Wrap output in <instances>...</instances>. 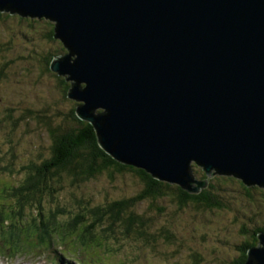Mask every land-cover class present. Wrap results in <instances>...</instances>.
Returning <instances> with one entry per match:
<instances>
[{"label": "water", "instance_id": "95a60500", "mask_svg": "<svg viewBox=\"0 0 264 264\" xmlns=\"http://www.w3.org/2000/svg\"><path fill=\"white\" fill-rule=\"evenodd\" d=\"M55 23L51 69L122 163L197 192L264 187V0H0ZM240 264H264V231Z\"/></svg>", "mask_w": 264, "mask_h": 264}, {"label": "trees", "instance_id": "16d2710c", "mask_svg": "<svg viewBox=\"0 0 264 264\" xmlns=\"http://www.w3.org/2000/svg\"><path fill=\"white\" fill-rule=\"evenodd\" d=\"M11 19L17 20L14 25L9 23ZM4 21L8 23L7 29L0 34V85L5 79L12 80L15 89L20 83L18 62L21 58H29L32 65L24 70L31 78L42 81L47 74H55L49 66L60 53L49 51L47 56L34 50L22 53L23 56L19 55L17 47L18 33H23L17 23L36 39L57 42L64 47L55 36V23L45 17L24 16L7 8L0 9V23ZM41 23L47 27H38ZM55 75L59 83L56 110L52 111L49 103L47 107L32 104L19 107L21 118L27 122L25 130L36 133L39 139L35 143V156L29 152L28 162L23 167L22 182L12 185V193L8 195L15 197V206L0 210V258H10L12 254L14 260L19 253L27 254L29 249L41 246L40 253L49 258L45 264H140L141 261L168 264V260L170 264H201L205 253L189 244L192 238L205 237L201 233L210 216L198 217L199 210L208 213L231 211L233 194L239 193L242 198L253 201L257 192L262 196L264 209V187L247 186L232 175L209 176L194 164L196 177L207 178L208 183L199 191L190 192L178 184L155 178L145 169L115 159L100 145L94 126L78 116V103L69 96L70 81L64 75ZM15 107L18 108V103L0 107V132H6L3 142L11 147L18 144L15 131L20 121L15 116ZM9 157H0V182H4L5 172L10 174L18 168L15 163L18 160ZM101 175L112 181L128 175L130 183L138 186L133 194L116 195L106 202L102 196L103 202H96L92 197L101 194L100 191L90 196L80 188L83 182ZM233 179L241 186L237 190L231 186ZM3 192L0 191V196H5ZM46 199L52 201L50 206L45 204ZM146 199L150 201L141 207ZM190 208L194 212L193 226L198 229L183 232L180 225L184 224L179 215H185L187 211L184 210ZM171 218L178 221L175 230L161 221ZM258 225L242 227L241 232L247 240L241 256L231 264L245 261L249 247L258 241ZM64 245L66 248L62 249L60 246Z\"/></svg>", "mask_w": 264, "mask_h": 264}, {"label": "rangeland", "instance_id": "374dc122", "mask_svg": "<svg viewBox=\"0 0 264 264\" xmlns=\"http://www.w3.org/2000/svg\"><path fill=\"white\" fill-rule=\"evenodd\" d=\"M16 21L17 20L15 19H11L9 23L14 25ZM7 23L8 22L6 21L0 23V34H3L4 30L7 29L5 28ZM17 25L18 28L23 31V33H20V31L18 33L19 37L17 47L18 53L21 52L19 55H23L22 53H32L34 50H36L40 52L38 54L47 56L49 55L47 54V52L51 51L52 53H55L53 51H56L57 53H60L58 54L60 56L68 51L65 46L62 47L61 44H58L57 42L36 39L19 23H17ZM38 27L43 28L47 26L41 23ZM58 55H56V57ZM21 60L22 61L18 62V78L22 77L19 80V86L17 85L15 89L12 88L14 87V83L11 82L12 80L8 79L3 80L2 84L0 85V107L4 105L15 106V104L18 103V108L15 107L17 109L15 111V116L16 118L18 117L20 121V124H18L17 130L15 131V138L18 139V144L13 145L14 147H11L9 144L3 142L6 132H0V157H6L10 155L13 160H18L15 162L16 167L18 168H15L14 171L10 174L8 172H5L4 182H0V191L2 193V191L4 190L3 193H5V196H0L1 211H4V208L2 207H5V209H9L15 206V197H13V195H8L9 193H12V185H18L22 182L23 176L25 175V169L23 167L26 166L30 153L35 156V143L37 139H39L36 133L30 131L29 133L25 130L27 122L25 118H21L19 107L24 108L25 104L38 106L41 105V107H47L46 104L49 103L48 105L52 111H54V109H57V106H55V96H57L58 94L57 89L59 88V83L55 77L57 75L55 74H60L51 69L50 63V70L55 74H47V76L43 78L42 81H38L36 80V78H31V75L24 70L26 67H31L32 65L31 63H29V58H21ZM34 89L38 90L36 91ZM130 181L131 180H129L128 175L118 180L116 179V181L109 180L107 176L101 175L99 178L93 177L90 178L88 182H83L80 189L87 192L90 196H93L92 194L100 191L101 194H94L92 198L96 202H101L102 196H104V202H106L107 199H115L114 196L116 195L121 197V195L133 194L135 188H137L138 185H136L135 183H130ZM231 186L235 190L241 187L239 185V182L235 179H233ZM107 193H109V195H107ZM236 194L237 195L233 194L230 197L232 201L231 211L216 210V212L214 213H208L199 210L198 217L210 216V218L208 217L207 226H205L204 231L201 233L204 234L205 237L195 238V240L192 238L190 239L189 244L195 249L205 253V258L201 260V264L234 263L233 261L241 256L244 242L245 240H247V236L244 235L245 233L243 234L241 232L242 227L246 225L253 228L256 226V224L264 223V209L261 205V194L257 192L255 200L253 201H248L246 198H242L239 193ZM147 201L150 200L146 199L142 201L141 207L145 202L147 203ZM165 203H169V201H165ZM45 204L47 206H50L52 204V201L46 199ZM184 211H187L185 215H179L184 224L180 225L183 228V232L184 230L188 232V230L190 231V229L197 230L198 228H195L193 226V222L195 221L192 218V214L194 213L192 209L190 208ZM161 221L162 223H167L168 225H170L174 230L178 223L177 220L174 221V218L163 219ZM198 221L203 224L205 223L201 220ZM157 224L160 225V222H158ZM188 235L191 236L190 233ZM60 247L62 249L66 248L65 245ZM37 249H29L30 253L27 254L19 253V256L17 255L18 257L14 260L11 259L12 254L9 255L10 258H7L5 256L1 257L0 264H45L49 258L47 257V255H42L40 253V250L42 249L41 246ZM22 252H25V250H22ZM182 260L188 261L187 259ZM147 263L148 262L146 261L140 262V264ZM166 263L170 264L171 261L168 260L166 261Z\"/></svg>", "mask_w": 264, "mask_h": 264}, {"label": "flooded vegetation", "instance_id": "af4514ba", "mask_svg": "<svg viewBox=\"0 0 264 264\" xmlns=\"http://www.w3.org/2000/svg\"><path fill=\"white\" fill-rule=\"evenodd\" d=\"M78 103V102H77ZM262 226H258V228H261ZM253 232H255V231H253Z\"/></svg>", "mask_w": 264, "mask_h": 264}]
</instances>
